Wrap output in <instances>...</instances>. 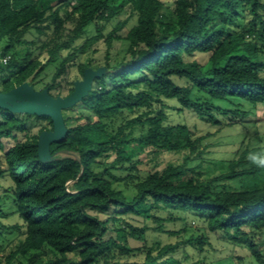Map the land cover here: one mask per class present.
<instances>
[{
	"label": "trees",
	"instance_id": "16d2710c",
	"mask_svg": "<svg viewBox=\"0 0 264 264\" xmlns=\"http://www.w3.org/2000/svg\"><path fill=\"white\" fill-rule=\"evenodd\" d=\"M32 31L38 43L25 39ZM101 41L104 64L77 62ZM121 42L126 56L113 64L111 50ZM0 45L2 93L29 83L66 97L74 67L82 77L88 68L108 70L63 111L67 135L51 146L58 159L50 164L39 160L38 139L51 120L0 109V189L9 186L15 205L8 215L0 197V224L17 216L14 228L24 236L16 251L0 248V264L19 256L24 264H203L216 237L230 246L234 264L245 257L264 264V168L247 159L260 148L244 138L228 170L204 180L199 149L210 135L197 136L182 121L193 113L218 131H237L264 105V0H175L172 13L162 0H0ZM195 54L209 58L187 61ZM255 123L259 138L264 117ZM167 155L181 162H156ZM124 182L131 194L116 189ZM154 211L169 214L168 223L189 226L194 218L205 233L160 246L124 244L125 235L147 230L125 217L162 221Z\"/></svg>",
	"mask_w": 264,
	"mask_h": 264
},
{
	"label": "rangeland",
	"instance_id": "374dc122",
	"mask_svg": "<svg viewBox=\"0 0 264 264\" xmlns=\"http://www.w3.org/2000/svg\"><path fill=\"white\" fill-rule=\"evenodd\" d=\"M163 3H165L166 7L169 8V11L171 13L174 11L175 7V0H162ZM171 15V14H170ZM250 18L245 16L244 18L240 19V25L243 26L247 21H249ZM131 26V25H130ZM129 26V27H130ZM237 31H240V29H237ZM93 28L89 29V36H92ZM125 32V31H124ZM124 32L121 34L123 35ZM38 35L35 31L30 32L25 39L29 42H35L38 43ZM82 43V41L78 42V44ZM127 47L128 44L126 42H121L118 44H115L111 50V59L113 64L119 63L127 53ZM260 47V46H259ZM3 46L0 45V51H2ZM20 52L21 59L24 58L28 53L29 50H27V47H22ZM30 50L34 49V47H30ZM95 51V52H94ZM106 46L104 41L99 42L96 44L92 49H90L89 52L86 54H83L79 57L78 63L85 64L88 60H94L96 65H102L104 64V56H105ZM209 58V55L206 54H195L191 57H187V61L189 62H198L199 64H205ZM82 80V75L79 73L77 66L72 69L71 78L70 81L75 83L76 81ZM43 81L47 82L49 81L48 78L43 77ZM264 117V105H259L255 108L254 114H252L250 121L245 123L244 127H241L243 129H236L237 131L230 130H224V131H218L217 128H212L208 124H206L204 121L199 119L195 114L193 113H185L182 121H184L197 136H204V135H210L202 144V146L199 149L200 155L199 160L201 161V168L198 170L200 172V177L204 180H208L211 177L220 175L228 170V165L231 162L232 159H234L235 152L237 150V144L240 143L245 138V143L250 142L253 147L260 148V150H257L256 152H262L264 151V135L260 136L258 138V131L255 127V121H259ZM239 145V144H238ZM140 161L143 163H149L154 164V161H149V158H147L145 155L141 156ZM170 161H177L181 162V156L179 155H172V156H162L156 160V162L160 165L167 164ZM140 170H145V165L139 166ZM241 169V168H239ZM238 169V170H239ZM229 186H232V188H242L244 184L241 182H234L231 183ZM8 185L2 184V187L0 189V197L3 199L2 202V208L3 210L9 215L14 209L15 205L12 200L11 193L8 190ZM116 189L118 190H124L127 194L132 193V187L128 182L124 183H118L116 185ZM153 214L155 216L159 217L160 219H163L162 221L156 222V220L151 219L146 222L142 220L141 217H135L133 215H130L128 217H125V220L131 224L132 226L136 228H143L147 227V230L143 233L140 231L133 232L132 237H127L125 235V238L123 239L124 244L128 245L131 248H137V247H144L145 245L147 247L152 246H160V245H166L169 243H175L179 240H181V237L184 235L190 236L192 234L196 235H203L205 233V229L203 227V224L199 221H197L194 218H189L188 223L189 226H187V222H181V221H173L168 223L164 220V218H168L169 214H164L162 212L154 211ZM175 215V216H174ZM178 216L177 214H173V217ZM124 217V216H123ZM172 217V216H171ZM20 219L17 216H11L8 218L1 219L0 224V248L3 250V254L8 255L11 252H14L17 250L18 246L22 243L24 240V236L21 234V232L14 228L15 225H20ZM164 225V228L168 232H179L181 230H184L185 233H181L180 235H175L171 237L169 234H162L156 232L154 229L158 225ZM8 228V229H7ZM128 235V234H127ZM126 241V242H125ZM212 247H207V252L203 254V258L201 261H203V264H234L232 261L228 259L230 246L224 241L218 237L212 238ZM51 257V254L49 253L46 258ZM203 259V260H202ZM141 261L143 260V255L138 256L137 258L131 259V261ZM24 264V259L22 257H18L17 260H14L13 264ZM242 264H254L251 259L245 257L244 262Z\"/></svg>",
	"mask_w": 264,
	"mask_h": 264
},
{
	"label": "water",
	"instance_id": "95a60500",
	"mask_svg": "<svg viewBox=\"0 0 264 264\" xmlns=\"http://www.w3.org/2000/svg\"><path fill=\"white\" fill-rule=\"evenodd\" d=\"M107 73L104 67L86 69L82 80L74 83L73 92L66 97H52L48 89L40 91L24 83L6 93L0 92V109L18 115L48 117L51 120L52 129L42 132L38 139L39 160L43 164H50L58 159L52 156L51 146L61 143L67 135L63 111L83 101L91 92L94 80Z\"/></svg>",
	"mask_w": 264,
	"mask_h": 264
},
{
	"label": "clouds",
	"instance_id": "9594fccd",
	"mask_svg": "<svg viewBox=\"0 0 264 264\" xmlns=\"http://www.w3.org/2000/svg\"><path fill=\"white\" fill-rule=\"evenodd\" d=\"M248 161L257 168H264V151L250 152L247 156Z\"/></svg>",
	"mask_w": 264,
	"mask_h": 264
},
{
	"label": "built area",
	"instance_id": "2783aa9c",
	"mask_svg": "<svg viewBox=\"0 0 264 264\" xmlns=\"http://www.w3.org/2000/svg\"><path fill=\"white\" fill-rule=\"evenodd\" d=\"M7 61V58L6 59H3V62H6Z\"/></svg>",
	"mask_w": 264,
	"mask_h": 264
}]
</instances>
